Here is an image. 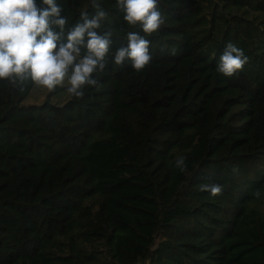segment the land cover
Masks as SVG:
<instances>
[{"label":"trees","instance_id":"16d2710c","mask_svg":"<svg viewBox=\"0 0 264 264\" xmlns=\"http://www.w3.org/2000/svg\"><path fill=\"white\" fill-rule=\"evenodd\" d=\"M57 3L67 27L99 5L112 45L88 102L0 80V264H264V0H158L151 35L117 0ZM128 32L142 71L112 62Z\"/></svg>","mask_w":264,"mask_h":264},{"label":"clouds","instance_id":"9594fccd","mask_svg":"<svg viewBox=\"0 0 264 264\" xmlns=\"http://www.w3.org/2000/svg\"><path fill=\"white\" fill-rule=\"evenodd\" d=\"M117 4L127 24L140 25L145 34L157 32L164 23L158 0H117ZM41 5L37 0H0V80L18 86L30 80L50 92L67 82L68 93L83 97L86 87H99L95 74L108 63L111 33L100 31L107 13L95 5L94 14L83 12L77 23L67 27L57 0H41ZM149 47L145 36L128 32L126 46L115 50L112 62L120 66L128 62L142 71L152 60ZM247 62L243 50L228 43L217 71L232 77ZM175 166L184 171L185 158H177ZM200 190L215 197L222 193V186L202 184Z\"/></svg>","mask_w":264,"mask_h":264},{"label":"rangeland","instance_id":"374dc122","mask_svg":"<svg viewBox=\"0 0 264 264\" xmlns=\"http://www.w3.org/2000/svg\"><path fill=\"white\" fill-rule=\"evenodd\" d=\"M36 89H38V86H37V88ZM35 89V90H36ZM43 90L46 92L47 91V89L46 88H43ZM41 91V89H39V92ZM88 90H87V88H85V90H84V95H83V97H80L79 99H82V100H85V102H88V100H90V98H89V95H88ZM35 97L36 96H33V98H32V94L28 97V100H30L31 102H37L38 100H35ZM94 115V114H93Z\"/></svg>","mask_w":264,"mask_h":264}]
</instances>
